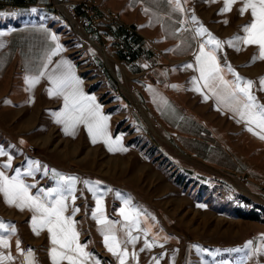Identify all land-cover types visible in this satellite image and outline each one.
Listing matches in <instances>:
<instances>
[{
  "label": "rangeland",
  "instance_id": "374dc122",
  "mask_svg": "<svg viewBox=\"0 0 264 264\" xmlns=\"http://www.w3.org/2000/svg\"><path fill=\"white\" fill-rule=\"evenodd\" d=\"M94 1L104 10L117 13L107 9L102 0ZM76 31L51 8L0 11V147L12 156V168L0 170L11 177L16 168L23 172L29 161H39L41 171L22 177L25 183L35 184L32 195L39 189L57 187L53 170L77 178L76 200L73 203L69 197L66 201V216L76 222L81 244L91 247V264H118V260L100 244L103 236L91 216L95 198L84 180L101 182L96 185V195L105 199V215L116 222L118 237L127 239L126 222L119 216L124 201L130 200L129 207L140 212V228L149 232L145 236L133 230L138 239L127 247L137 256L135 260L129 256L128 264H264V255L245 261L248 249L232 251L250 240L253 247L264 243L258 239L264 234V140L247 131L245 125L203 113L198 118L212 128L210 135L200 136L199 144L183 140L184 145L177 147L175 135V140L165 136L157 117L138 101L140 88L128 80L133 75L110 63L102 72L97 70L96 65H103L99 54ZM49 34L56 35L64 49L52 59L62 55L76 66L86 91L96 97L101 113L112 122V141L120 137V144L113 143V148L122 146L127 151H109L106 145L92 144L84 130L66 135L54 115L62 104L44 105L42 88L37 92L38 104H28L26 84L19 81L27 72L38 73L54 47ZM99 42L106 40L101 36ZM258 83L253 92L264 104V91L256 87ZM132 87L139 89L130 109L126 94ZM14 91L23 97L11 103L9 96ZM208 144L211 149L205 146ZM6 161L7 156H0V165ZM43 166L48 168L46 174ZM73 208L79 209L75 215ZM0 222L15 225L13 236L20 240L22 249L32 250L35 264H52L45 236L35 235L31 217L8 206L3 195ZM145 240L154 241L153 247L141 251ZM15 256L11 264H21L22 257Z\"/></svg>",
  "mask_w": 264,
  "mask_h": 264
},
{
  "label": "snow or ice",
  "instance_id": "6c2138e0",
  "mask_svg": "<svg viewBox=\"0 0 264 264\" xmlns=\"http://www.w3.org/2000/svg\"><path fill=\"white\" fill-rule=\"evenodd\" d=\"M168 2L173 5L174 11H184L181 0H168ZM207 2L216 3L217 0H207ZM237 3L241 5L238 8L239 14L243 16L245 13H250L251 20L241 26L242 35H235L226 41L217 39L202 24H199L195 15L191 16L192 23L199 25L195 28V36H207V39L199 44V50L195 53V66L189 63L183 65V68L193 69L199 73L190 80L191 91L199 93L205 101L214 97L218 104L224 105L239 118L237 122L245 124L247 131L264 140V104H261L254 95L255 82L241 77L231 65L226 64L225 67H221L217 58V52L222 51L225 45L234 47L237 51L240 50V45H244L257 48V54L252 57L253 61L264 60V0H222L220 14L231 12L233 5ZM145 11L148 10L145 9ZM224 23L227 24L228 21L225 20ZM48 39L54 47L48 51L38 73L24 77L25 84L28 85L26 90L38 84L41 78H46L51 84V87L47 89L48 95L63 99V108L54 115L55 122L63 126L66 135H75L78 126L82 124L93 144L102 140L109 151H127L122 146L112 147L113 143L120 144V137H117L115 142L112 141L107 132L108 117L101 113V106L96 102L95 96L84 94L81 87L82 81L75 75L72 65L67 60H61L51 72L48 71L52 57L64 51L56 35L49 34ZM0 47L3 45L0 44ZM225 72L231 74L233 79H225L223 74ZM171 87L177 86L171 85ZM259 90L264 91V77L259 78ZM161 101L167 105L164 98L161 97ZM0 156H7V161L0 165V168H12V156L8 155L2 147H0ZM38 171H41L39 161H29L23 172L20 168H16L15 175L11 177L0 170V194L3 195L4 202L21 212L27 210L32 214L31 229L35 235L39 236L41 232L47 231L52 264H63L65 261L67 264H91L93 257L85 250L86 245L80 242L76 222L72 216L65 215L68 211L66 203L68 198L71 197L73 203L76 200L73 193L76 191L77 178L63 176L53 170V175L58 177L57 187L49 190L39 189L37 194L32 195L30 190L35 187V184L25 183L22 177L33 176ZM43 171L45 174L48 172L47 166H43ZM82 183L93 192L95 208L92 209L91 216L99 227L107 251L116 257L118 264H128L129 256L135 260L137 254L130 253L127 247L129 244L134 245L138 239L137 236L132 235V232L133 230L142 231L145 236L149 232L148 229L140 228V212L129 207L130 200L124 201L125 207L120 208L119 215L126 222L124 227L127 229V239H122L117 236L116 222L109 220L105 215L103 197L96 195L98 191L96 185L101 182L84 180ZM78 211V208H73L72 215ZM0 233H3L0 234V264H11L15 256L11 252L2 250L9 249V240L16 233V227L0 222ZM164 239L167 240L168 237ZM258 239L264 241V234H261ZM153 243L145 240L140 250L151 249ZM20 244V240L17 239L15 248L17 254L22 257L21 264H35L32 250L22 249ZM245 249H248L245 261L256 255H264V243L253 247L251 240L247 241L242 248L232 249V251L243 252Z\"/></svg>",
  "mask_w": 264,
  "mask_h": 264
},
{
  "label": "crops",
  "instance_id": "0c3cea01",
  "mask_svg": "<svg viewBox=\"0 0 264 264\" xmlns=\"http://www.w3.org/2000/svg\"><path fill=\"white\" fill-rule=\"evenodd\" d=\"M102 2L107 9L116 11L125 22L137 23L140 26V32L143 37L149 41L154 40V47L160 51L161 56L158 58L153 57L152 52H148L141 65V70L145 72L143 80H133L132 82L140 88L138 95L140 104L150 114L157 117L159 127L165 136L173 137V140L176 137L175 143L177 147L178 145L180 147L184 145L183 140H185L186 144H199L198 139L200 136L210 135L212 128L204 126L205 124L202 123L203 119L198 118L203 113L204 115L214 114L224 120L228 118L236 125H245L243 122H237L239 118L224 105L218 104L214 97L205 101L199 93L191 91L192 84L190 80L193 76H198L199 73L193 69L183 68V65L189 63L195 66V53L199 50V44L207 39V36H195V28L199 25L192 23L191 16L195 15L199 24H202L217 39L226 41L235 35H242L241 26L251 20L250 13H245L243 16L239 14L238 8L241 6L239 3L233 5L231 12L220 14L219 10L223 6L222 0H217L216 3H209L207 0H181V7L184 8L183 12L174 11L173 5L168 0H102ZM145 9L148 11H145ZM225 20L228 21L227 24L224 23ZM239 47L240 50L237 51L236 48L225 45L222 51L217 52L221 67H225L226 64L231 65L241 77L259 82V78L264 77V60H252L253 55L257 54L255 46L240 45ZM244 53L246 54L245 58L242 56ZM61 60H67L72 65L75 75L82 81L76 66L62 55L52 59V63L48 65V71L51 72ZM118 66L130 75H135L139 72V70L127 69L121 62H118ZM21 69L23 70L22 72L20 71ZM24 71L23 68L19 69L20 73H24ZM223 74L225 79H233L231 74L227 72ZM26 75L34 74L27 72L21 77L19 82H25L24 77ZM171 85H176L177 87L174 88ZM24 86L29 105L38 104L37 100L39 101V97L37 92L42 88V91L44 90V105L60 102L63 106L62 98L48 95L47 89L51 87V84L46 78H41L40 82L30 90H26L28 88L27 84ZM81 87L85 95L92 96L86 91L83 81ZM256 87L259 88V85ZM22 97L18 91H14L9 96V99L11 103H14ZM161 97L167 101V105L162 103ZM50 99L53 101L51 102ZM14 109L18 110V108ZM27 120L31 121V118L28 117ZM205 120L208 119L205 118ZM111 129L112 122L108 118L107 132L109 133ZM80 130H84L87 135L84 125H79L76 132ZM208 131H210L209 134ZM88 139L91 141L89 136ZM95 144L105 145L101 141ZM205 146L211 149V144ZM189 154H191V151H189ZM103 203L105 211V199H103ZM12 208L17 209L15 207ZM23 212L30 217L32 215L27 210ZM76 229L80 233L78 227ZM41 234L45 236L44 239L48 243L47 256L50 258L48 233L45 230ZM16 240L17 237L12 235L9 240V249L3 251L9 252L12 248L11 253L15 256L17 254L15 248ZM99 241L106 253L111 254L104 246L103 237L99 238ZM90 248V246H86L85 250L88 252ZM17 257L19 258V256ZM92 257L91 263H94V256ZM63 264H67V262L65 261Z\"/></svg>",
  "mask_w": 264,
  "mask_h": 264
},
{
  "label": "built area",
  "instance_id": "2783aa9c",
  "mask_svg": "<svg viewBox=\"0 0 264 264\" xmlns=\"http://www.w3.org/2000/svg\"><path fill=\"white\" fill-rule=\"evenodd\" d=\"M30 8H51L61 14L71 28L77 30L78 35L84 36L99 54L103 65H96V69L101 72L103 66L109 63L118 66L121 61L128 69L139 70V73L128 77L129 81H142L145 72L141 70V65L148 52H152L155 58L161 56L153 45L154 40H146L137 23L123 22L118 13L104 10L94 0H0V11L15 13ZM101 36L106 42H99ZM120 73L123 76V72ZM138 89L132 87L127 91L130 93H125L131 101L128 105L130 109L136 101L134 95Z\"/></svg>",
  "mask_w": 264,
  "mask_h": 264
},
{
  "label": "bare ground",
  "instance_id": "6f19581e",
  "mask_svg": "<svg viewBox=\"0 0 264 264\" xmlns=\"http://www.w3.org/2000/svg\"><path fill=\"white\" fill-rule=\"evenodd\" d=\"M109 66V65H108ZM143 115V117L145 118V115L144 114H142Z\"/></svg>",
  "mask_w": 264,
  "mask_h": 264
}]
</instances>
